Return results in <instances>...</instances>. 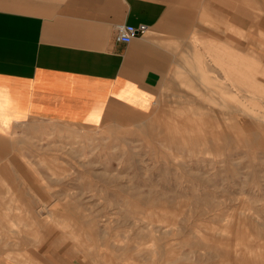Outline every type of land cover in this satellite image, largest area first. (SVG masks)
<instances>
[{
  "label": "rangeland",
  "instance_id": "obj_1",
  "mask_svg": "<svg viewBox=\"0 0 264 264\" xmlns=\"http://www.w3.org/2000/svg\"><path fill=\"white\" fill-rule=\"evenodd\" d=\"M224 9L240 52L224 68L194 29L203 68L170 69L151 111L115 107L98 126L31 118L2 136L16 149L0 177L8 162L17 176L1 179L0 215L20 209L0 252L64 235L88 264H264V15Z\"/></svg>",
  "mask_w": 264,
  "mask_h": 264
},
{
  "label": "crops",
  "instance_id": "obj_2",
  "mask_svg": "<svg viewBox=\"0 0 264 264\" xmlns=\"http://www.w3.org/2000/svg\"><path fill=\"white\" fill-rule=\"evenodd\" d=\"M224 7L255 22L264 15V0H0V163L16 149L2 136L31 118L98 126L115 107L151 111L170 69L203 68L202 54L186 44L190 38L196 44L194 29L211 38L214 51L221 50L225 68V54L235 57L241 49L235 35H246ZM202 20L217 33L210 34ZM120 24L143 31L122 42L116 39ZM239 61L252 63L242 56ZM235 63L233 58L230 66ZM178 74L182 84L198 90L183 71ZM12 166L6 163L9 176L0 177V188L2 181L16 180ZM6 209L0 229H10L6 221L19 226L12 213L18 204ZM9 237L16 239V233ZM65 239L2 251L0 264H88Z\"/></svg>",
  "mask_w": 264,
  "mask_h": 264
},
{
  "label": "built area",
  "instance_id": "obj_3",
  "mask_svg": "<svg viewBox=\"0 0 264 264\" xmlns=\"http://www.w3.org/2000/svg\"><path fill=\"white\" fill-rule=\"evenodd\" d=\"M142 31L143 28H138L133 24H120L117 27L116 39L129 43L135 37L139 36Z\"/></svg>",
  "mask_w": 264,
  "mask_h": 264
}]
</instances>
